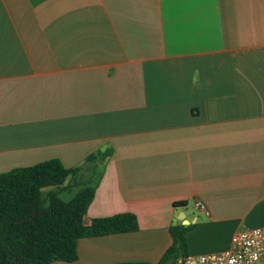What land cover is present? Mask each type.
I'll list each match as a JSON object with an SVG mask.
<instances>
[{"label": "crops", "instance_id": "0c3cea01", "mask_svg": "<svg viewBox=\"0 0 264 264\" xmlns=\"http://www.w3.org/2000/svg\"><path fill=\"white\" fill-rule=\"evenodd\" d=\"M53 159L95 187L87 225L138 230L52 264H157L179 223L189 255L264 227V0H0V173Z\"/></svg>", "mask_w": 264, "mask_h": 264}, {"label": "trees", "instance_id": "16d2710c", "mask_svg": "<svg viewBox=\"0 0 264 264\" xmlns=\"http://www.w3.org/2000/svg\"><path fill=\"white\" fill-rule=\"evenodd\" d=\"M108 155L100 153L86 161L103 160ZM80 171V167L66 168L53 159L0 173V264L73 263L78 260L79 240L138 230L133 214L85 223L95 197L92 183L81 184L67 202L61 198L62 193L72 192L65 183ZM192 228L181 223L171 226L172 245L157 264H181L189 255L187 233Z\"/></svg>", "mask_w": 264, "mask_h": 264}, {"label": "built area", "instance_id": "2783aa9c", "mask_svg": "<svg viewBox=\"0 0 264 264\" xmlns=\"http://www.w3.org/2000/svg\"><path fill=\"white\" fill-rule=\"evenodd\" d=\"M195 207L206 211L202 202H195ZM181 264H264V227L235 234L228 251L188 255Z\"/></svg>", "mask_w": 264, "mask_h": 264}, {"label": "rangeland", "instance_id": "374dc122", "mask_svg": "<svg viewBox=\"0 0 264 264\" xmlns=\"http://www.w3.org/2000/svg\"><path fill=\"white\" fill-rule=\"evenodd\" d=\"M77 187V185L76 186H72V185H69V188H72V192L71 193H69L68 191L67 192H64V193H62L61 194V198L64 200V201H69L75 194H76V192H77V189H75Z\"/></svg>", "mask_w": 264, "mask_h": 264}, {"label": "water", "instance_id": "95a60500", "mask_svg": "<svg viewBox=\"0 0 264 264\" xmlns=\"http://www.w3.org/2000/svg\"><path fill=\"white\" fill-rule=\"evenodd\" d=\"M183 220V222H184V219H182ZM185 223V222H184Z\"/></svg>", "mask_w": 264, "mask_h": 264}]
</instances>
